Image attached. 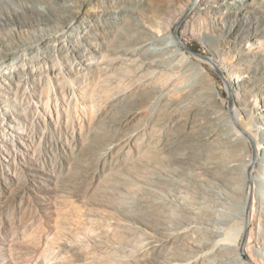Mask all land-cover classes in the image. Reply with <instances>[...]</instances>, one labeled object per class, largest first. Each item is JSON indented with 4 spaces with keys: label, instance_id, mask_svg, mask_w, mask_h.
Here are the masks:
<instances>
[{
    "label": "rangeland",
    "instance_id": "obj_1",
    "mask_svg": "<svg viewBox=\"0 0 264 264\" xmlns=\"http://www.w3.org/2000/svg\"><path fill=\"white\" fill-rule=\"evenodd\" d=\"M195 1L85 0L74 23L92 25V45L79 41L80 53L65 46L61 54L67 24L62 32H47L52 40L36 44V53L0 60V84L8 89H0V264H180L198 258L196 246L210 242L211 231L226 233L223 193L195 180L196 159L203 139H209L203 148L229 151L224 124L232 108L242 114L255 158V145H263L250 109L259 104L264 110V83L235 89V68L247 65L222 35L220 14L208 7L218 0H199L202 12ZM19 5L0 0V19ZM252 5L260 10L264 1ZM88 11L103 17L93 20ZM145 18L154 21V34L159 26L178 29L193 53L181 49L210 73L218 98L202 93L195 71L179 59L166 56L160 69L144 63L132 35ZM37 36L0 27V39L12 43ZM258 39L245 36L239 43L254 54L264 47ZM48 43L53 50L45 60L37 52ZM206 60L213 67L218 60L222 76ZM9 66L17 70L14 83L6 80ZM153 83L165 86V100L148 93ZM213 133L218 136L210 138ZM253 174L259 183V167ZM249 182L252 242L239 254L247 264H264L260 201L257 196L253 205L255 182ZM214 258L203 264H237L233 254Z\"/></svg>",
    "mask_w": 264,
    "mask_h": 264
},
{
    "label": "bare ground",
    "instance_id": "obj_2",
    "mask_svg": "<svg viewBox=\"0 0 264 264\" xmlns=\"http://www.w3.org/2000/svg\"><path fill=\"white\" fill-rule=\"evenodd\" d=\"M16 1L20 4V9H17L12 13H8L6 18H1L0 27L2 28L5 25H15L21 29V33L31 30L33 33L39 32V36H37V41L35 38L32 39L33 41H24L21 43H17L15 41L12 43L6 38L0 39V60L5 59L10 55H15L16 59H20L25 58L27 53H36V50L34 49L36 44L46 40V37L52 40L47 32H50V30L53 33L62 32L64 26L67 24L70 25L71 32L69 34L68 32H62L63 38L58 42L61 54L65 49L71 53H80L83 45L79 44V41H82L84 44L92 45V37L89 35L90 27L92 25L88 23L87 26L85 24L76 26L74 23V19L77 16V14L74 15V13H79L81 11V4L85 0H81L79 3L80 5L77 7L68 6L72 0ZM58 1L63 2L65 6H61ZM98 1L100 3L101 0ZM198 1L199 0L193 3V7L200 9L201 12L205 11L201 9ZM253 2L254 0H218L217 5H208L209 8L216 9L220 14L223 24H226L222 30L220 29L222 35L226 36L229 43L237 48L236 50L239 58H241V61L246 62L247 65V69H244L241 64L235 68V70L237 69L239 71V77L237 76V78H235L237 79V83L234 85L236 90L254 87L256 83L257 85L258 83H264V47L256 49V52L252 54L249 52V49H246V47L242 45L243 43H239L240 38L248 36L259 38L257 40L259 46L264 44V41L260 42V38H264V7L260 10H256V7L254 8L252 5ZM12 3L17 4L15 2ZM50 6L51 9H47ZM87 14L89 16H93V20H100V18L103 17V15L100 14L92 15L90 11H88ZM255 20L261 21V23L256 24L254 22ZM153 25V20L145 18V20L142 21L141 26L137 29V32L132 35V42L137 47V50L139 51L138 53L141 54L144 63L149 67H156L160 69L164 65L166 56L179 59L180 62L178 63H187V65L189 64L190 68L195 71V83H197V86L201 89L202 93H205L212 98H218L219 92L216 87L212 86L211 83H208L211 82L209 76L210 73H207L204 68L194 62L192 58L181 49L180 44L174 37V31H171L172 25L167 27L166 31H163L159 26L157 34H154L151 31ZM79 36L81 37L80 39ZM230 38H234L235 41L230 42ZM65 46L66 48L64 49ZM52 50V45L48 43L41 49V51L37 52V54L46 60ZM223 52L227 51L224 50ZM207 63L211 68H214L208 61ZM217 63L220 62L218 60L217 62L214 60L213 64L217 65ZM17 67H19V64ZM6 69L10 70L6 80L10 79L14 83L17 70L13 69L11 66ZM230 77L232 78L234 75H231ZM262 86L264 87V84H262ZM0 89L5 92L8 91V89L3 88L1 84ZM255 89H258L257 86L253 88V90ZM164 92L165 86L162 87L153 83L150 85L148 93L151 95L161 94V99L165 100L166 95ZM140 100L143 99H138L135 103V107L140 103ZM259 106L260 105L257 104L255 107L250 109V115L252 118L251 122L254 123V125L256 124L255 126L261 134V143L263 145V147L258 144L257 146L255 145V159L249 146V138H251V134L246 125L241 124L243 122L242 114L238 108H232V113H227V123L224 124L227 131L226 135L229 141V146L231 147L229 151L221 152L211 150L209 146L208 148H203L205 141L207 145L209 139H203L204 141H201V153L195 163V166L199 170L195 180L200 184L206 183L207 185H210L212 189L221 190L219 193L223 194L221 197H218L220 198L219 200L224 203L223 207L221 206L224 209L222 216L224 217V221L228 226V229L223 235L216 231L213 232L214 230L211 231L209 234L210 242L196 246L197 253L199 254L198 258L192 262H181L180 264H203L206 259H212L214 257V259L220 257V260H224L231 254H233L235 263L247 264L239 253L242 251L243 254H246L247 247L252 242V237L248 238V233L246 240L244 241L245 226H250L252 221V216H250L251 209L249 206L250 200L248 199L250 191V177H252L255 182V188L253 189V205L257 204V196H259L260 204L258 208H260L261 217L259 235L264 241V127L261 128L259 125L260 121H258L262 120L264 117V110L258 109ZM260 110L262 111L260 112ZM205 136H207V134H205ZM208 136L213 138L218 136V134L213 133V135L208 134ZM216 140L217 139L215 138V141ZM196 141H198V139H196ZM243 145L244 149H241V146ZM240 154L243 156L245 155L247 160H243L242 162L231 160L232 157L236 158ZM256 162H258V164H255ZM257 167H259V183L254 180L253 177L254 170ZM257 184L260 185V190H258ZM210 193V195L217 194L216 191H210ZM260 193H262V195ZM253 210L254 208L252 211ZM179 238H184L182 233ZM153 248H156V246ZM176 262L177 260L175 261V259H172L171 261L172 264H178Z\"/></svg>",
    "mask_w": 264,
    "mask_h": 264
},
{
    "label": "water",
    "instance_id": "obj_3",
    "mask_svg": "<svg viewBox=\"0 0 264 264\" xmlns=\"http://www.w3.org/2000/svg\"><path fill=\"white\" fill-rule=\"evenodd\" d=\"M174 37H175V39L178 41V43L181 45V47L184 49V50H186V51H188V52H192V50L189 48V47H187L181 40H180V38H179V35H178V29H175V31H174ZM193 53V52H192ZM214 67H215V69H216V73L219 75V76H222V73H221V71L218 69V67L216 66V65H214ZM231 105H232V102L230 101V107H231ZM253 150H254V147H253ZM254 156H255V151H254ZM255 159V158H254ZM246 237H247V225L245 226V232H244V241L246 240ZM243 241V242H244ZM241 252V254H243L242 253V251H240Z\"/></svg>",
    "mask_w": 264,
    "mask_h": 264
}]
</instances>
